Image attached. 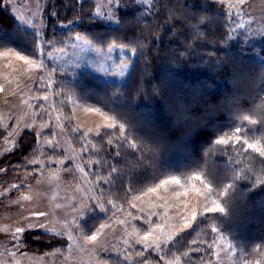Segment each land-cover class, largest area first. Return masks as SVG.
<instances>
[{
    "label": "trees",
    "instance_id": "obj_1",
    "mask_svg": "<svg viewBox=\"0 0 264 264\" xmlns=\"http://www.w3.org/2000/svg\"><path fill=\"white\" fill-rule=\"evenodd\" d=\"M154 3L152 13L135 4L121 10L118 27L93 16V6L86 0H58L46 8L45 37L52 48H64L73 32L101 50L112 45L136 49L124 85L83 71L75 80L58 82L55 104L69 115V102L88 103L117 125L85 141L93 180L102 185L99 194L117 210L127 209L134 193L168 176L207 185L222 205L223 212L198 219L155 260L213 264L217 229L243 260L264 264V63L242 42L225 36L229 25L224 5L207 0ZM69 21L79 24L67 33L58 29V24ZM34 39L18 26L6 0H0V52L27 55ZM45 94L40 91L39 96ZM35 144V136L25 133L0 165H15L16 173L35 171ZM75 147L83 149L77 140ZM112 168L117 171L112 173ZM196 176L201 179H193ZM109 180L110 184L103 183ZM102 220L93 218L86 231ZM24 243L39 251L58 246L55 237L37 232L26 233ZM109 261L127 264L116 258Z\"/></svg>",
    "mask_w": 264,
    "mask_h": 264
},
{
    "label": "rangeland",
    "instance_id": "obj_2",
    "mask_svg": "<svg viewBox=\"0 0 264 264\" xmlns=\"http://www.w3.org/2000/svg\"><path fill=\"white\" fill-rule=\"evenodd\" d=\"M56 1L6 0V7L20 28L31 32L30 26L35 25V29L45 36V10ZM82 1L85 0L79 3ZM86 1L93 6L94 12L107 4V0ZM207 1L219 3L217 0ZM134 4L133 0H124L119 12ZM224 6L229 31L235 28L231 39L242 42L245 50L251 51L258 61L264 63V0H243L242 3L241 0H225ZM139 7L145 8L144 5ZM119 12L116 13L113 7L114 15L96 18L108 26L118 27ZM78 24L79 21H73L60 23L57 27L67 33ZM77 35L72 32L66 38L62 52L61 48L47 46L52 49V57L45 60L50 67L44 70L45 81L39 86L36 83L40 76L39 69L17 60L13 55H0V87L4 89L0 92V161L18 147L25 133L35 136L37 153L35 171L16 173L15 165H0V168L5 169L0 172V194L7 197L0 196V264H110V258L127 264H140L142 260L144 264H161L154 258L160 256L183 232L190 230L184 227L185 217L188 223L194 225L204 216L207 208L222 205L207 185L168 176L153 187L134 193L127 209L109 210L105 214L95 207L96 204H103L105 209H111V205L101 198L97 183L93 180L85 141L108 129L106 125L113 121L106 119L108 116L101 110L91 111L97 108L77 100L69 102L70 113L65 115L58 110L53 92L59 81L75 80L83 71L91 72L106 83L114 82L122 86L129 77L136 54L129 58L120 51L123 47L118 46L111 52L109 48L101 50L83 38L75 39ZM3 52L6 51L0 54ZM118 53L120 59L117 62ZM109 65L113 66L111 71L108 70ZM122 65L127 67L122 70ZM51 67L59 71L51 72ZM121 71L122 74L114 76V73ZM40 91H46L47 101L40 99L45 96H39ZM75 140L79 141L82 150L75 147ZM49 141L55 146V154ZM80 168L85 171L80 172ZM173 178L178 179L180 184L172 183ZM165 180L169 183L162 184ZM14 184L18 186L15 189L11 187ZM152 188H156V191H150ZM133 204L136 207H132ZM33 212L49 215L27 219ZM193 212L197 215L196 221L191 219ZM65 215L69 220L80 215L75 228L82 230L71 231V239L67 233L63 237L52 235L58 246L48 251L30 249L25 243L19 250L15 246L20 239L24 240L27 233L14 239L13 233L17 226L44 223L49 228L62 231V218ZM93 218L104 220L87 232ZM100 225L107 227L100 232L96 242L90 241L88 237L96 234ZM157 225L161 227L157 228ZM73 227L68 224L69 229ZM42 231L37 229L34 232ZM147 232L152 235L145 241L143 237ZM157 243L160 244L159 251L155 250ZM148 244L152 247H147ZM61 245H65L64 249L57 252ZM211 250L213 264H252L243 260L217 229H214ZM145 254H148L147 259H144Z\"/></svg>",
    "mask_w": 264,
    "mask_h": 264
},
{
    "label": "snow or ice",
    "instance_id": "obj_3",
    "mask_svg": "<svg viewBox=\"0 0 264 264\" xmlns=\"http://www.w3.org/2000/svg\"><path fill=\"white\" fill-rule=\"evenodd\" d=\"M78 2H80V0H78ZM123 2H124V0H107V4L101 6V8H98L93 13V16L105 18V17L111 16V15H114L113 7H115L116 13H118L119 10H120V7L123 5ZM217 2H219L221 5H224L225 0H217ZM242 2H243V0H241V3ZM133 3H135L137 5V7H139V5H144L145 6L144 11L146 13H152V12H154L156 10V5L154 3V0H133ZM229 7H231V6H229ZM52 15H56V13H53ZM69 23H71V21H69ZM30 27H31V35H33L35 37V39L32 42V50L27 55H22L21 52H19V51L13 53L10 50L6 51V52H3L0 55H3L4 57H9L10 55H13V56H15V58L17 60H22V61H24L25 64L34 66L35 68L39 69L40 70V76L38 77L37 82H36L37 86H39L40 84L44 83V81H45V77H44V74H43L44 70L46 68L50 67V65L48 63H46L45 60L46 59L50 60L51 57H52V49L51 48H47V46L49 44H51V40L46 38L45 36H42V32L39 31V30H36L35 29V25H31ZM238 27H243V25H239ZM232 31H235V28H232L231 31H226L225 32V36L227 38L231 39L232 38ZM262 35H264V33H262ZM75 39L80 40V39H82V37L77 35L75 37ZM138 39H142V37H140ZM115 47H116L115 45H112L109 48V52H111L112 49L115 48ZM21 51H23V50H21ZM60 51L62 52L63 49L61 48ZM120 51L124 52V54L126 56H128L129 58L136 54V49L135 48H133L131 50V52L126 51L124 48H121ZM119 59H120V56H119V53H118L117 54V62L119 61ZM112 67H113L112 65H109V69L108 70L111 71ZM126 67H127V65H122L121 66L122 70L124 68H126ZM57 71H59L57 68L51 67V72H57ZM118 74H122V71H121V73H114V76L118 75ZM45 86L47 87L49 85H45ZM3 91H4V89L2 87H0V92H3ZM57 95H59V93ZM40 99L42 101H47L48 100V96L47 95L42 96V97H40ZM91 111H100V110L99 109H91ZM42 115H43V113H41V116ZM106 119H111V118L110 117H106ZM116 127H117V125L115 123H111V124L106 125V128H108V129H115ZM119 131H120L121 137L125 140V142H127L126 137L124 136V127H123V125L119 126ZM45 134H47V133H45ZM221 143H223V141H221ZM108 144L111 145L112 141L109 140ZM49 145L51 146L52 151L55 154V146L52 145L51 141H49ZM132 147H135V145H132ZM261 154L264 155V153H261ZM3 171H5V169L4 168H0V172H3ZM79 171L83 173L85 170H84V168H80ZM116 171L117 170L115 168L111 169L112 173H115ZM85 175H87V173H85ZM113 178H115V177H113ZM193 179L199 181L201 178L199 176H196V177H193ZM103 183H109L110 184L111 181L110 180L109 181H104ZM168 183H169V181H167V180L162 181V184H168ZM172 183H175V184L178 185V184H180V181L178 179H176V178H173L172 179ZM97 184H98V187L102 186L101 182H97ZM11 187L15 189L18 186L14 184ZM158 187H159V185H158ZM150 191L155 192L156 188H152V189H150ZM176 194L179 195V193H176ZM101 195H103V193H101ZM0 196H3L4 198H7L6 196H4V194H0ZM24 199H28V198L24 197ZM16 203H18V201ZM106 203L111 205V209H105L103 204H96L95 207L98 208L101 212H104L105 214L109 210H113V211L116 210V205L113 204L111 200L106 201ZM132 207H136V206L133 204ZM92 210L93 209H89V211H92ZM223 210L224 209L217 204L216 207L207 208L204 216L206 218L207 217V213H212V212H216V211L223 212ZM48 215H49V213H45V212H33V213L30 214V217H28L27 219H29V220H31L32 218L38 219L39 217H46ZM129 215H131V214L129 213ZM62 219H63V224H62V229L63 230L62 231H56L55 228H49L48 225L44 224V223H39V224H37V223H29V224H25L23 226H17L15 228V230H14L13 238L14 239H19L26 232L27 233H32V232L36 231L37 229H42L43 231L41 232V235H46V236L55 235L56 237H63L67 233V234H69V238L71 239V235H70L71 231H73V230L81 231L82 230V229L75 228V225L80 221V215L74 216L71 220H69L68 216L65 215ZM134 219H139V218L138 217H134ZM191 219L193 221L197 220V215H196L195 212L192 213ZM184 220H185L184 227L186 229H191L193 227V225L188 223L187 217H185ZM54 223H60V221H55ZM120 223H123V221H120ZM68 224H72L74 226L73 229H69L68 228ZM105 227H107V226L106 225H100L99 228L96 229V234H93V235L89 236L88 239L90 241H92V242H96L97 239H98V235L100 234V232ZM156 227L159 228V227H161V225H157ZM4 231H8V229H4ZM150 235H152V233L151 232H147L145 234V236L143 237V239L145 241H147L148 237ZM125 243H127V242H125ZM23 244H24V240L20 239L19 243L16 244L15 246L19 250ZM64 247H65V245H61L60 248L57 249V252L62 251L64 249ZM147 247L151 248L152 245L148 244ZM155 250H157V251L161 250L159 243L156 244V249ZM21 254L24 255V253H21ZM161 259H163V257H161ZM140 264H144V261L143 260L140 261Z\"/></svg>",
    "mask_w": 264,
    "mask_h": 264
}]
</instances>
